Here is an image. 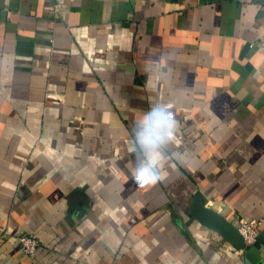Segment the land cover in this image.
Here are the masks:
<instances>
[{
  "label": "crops",
  "instance_id": "crops-1",
  "mask_svg": "<svg viewBox=\"0 0 264 264\" xmlns=\"http://www.w3.org/2000/svg\"><path fill=\"white\" fill-rule=\"evenodd\" d=\"M178 121L155 185L136 124ZM199 197L242 251L191 218ZM36 236L32 255L19 237ZM264 264V0H0V264Z\"/></svg>",
  "mask_w": 264,
  "mask_h": 264
},
{
  "label": "clouds",
  "instance_id": "clouds-1",
  "mask_svg": "<svg viewBox=\"0 0 264 264\" xmlns=\"http://www.w3.org/2000/svg\"><path fill=\"white\" fill-rule=\"evenodd\" d=\"M178 121L166 107H151L136 124L134 144L139 163L132 173L137 186L155 185L162 177L158 171L162 149L175 136Z\"/></svg>",
  "mask_w": 264,
  "mask_h": 264
},
{
  "label": "water",
  "instance_id": "water-1",
  "mask_svg": "<svg viewBox=\"0 0 264 264\" xmlns=\"http://www.w3.org/2000/svg\"><path fill=\"white\" fill-rule=\"evenodd\" d=\"M190 214L192 219L220 234L224 240L236 249L242 250L244 248V241L238 229L216 211L205 206L201 198L197 197L194 200ZM255 252V248L245 251L246 264H254Z\"/></svg>",
  "mask_w": 264,
  "mask_h": 264
},
{
  "label": "built area",
  "instance_id": "built-area-1",
  "mask_svg": "<svg viewBox=\"0 0 264 264\" xmlns=\"http://www.w3.org/2000/svg\"><path fill=\"white\" fill-rule=\"evenodd\" d=\"M255 220L247 221L244 219L238 220V231L243 238L244 244H252L256 237ZM20 248L24 254L32 255L39 242L37 238L32 234H27L19 237ZM242 251V250H240Z\"/></svg>",
  "mask_w": 264,
  "mask_h": 264
},
{
  "label": "rangeland",
  "instance_id": "rangeland-1",
  "mask_svg": "<svg viewBox=\"0 0 264 264\" xmlns=\"http://www.w3.org/2000/svg\"><path fill=\"white\" fill-rule=\"evenodd\" d=\"M33 235V234H32ZM36 237V236H35Z\"/></svg>",
  "mask_w": 264,
  "mask_h": 264
}]
</instances>
